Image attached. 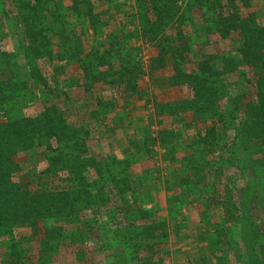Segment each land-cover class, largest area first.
Masks as SVG:
<instances>
[{
  "label": "rangeland",
  "instance_id": "1",
  "mask_svg": "<svg viewBox=\"0 0 264 264\" xmlns=\"http://www.w3.org/2000/svg\"><path fill=\"white\" fill-rule=\"evenodd\" d=\"M48 1L52 3L54 0ZM15 2L17 0H0V73L23 76L30 69L32 72L38 70L46 77L49 88L55 89L52 95L60 96L56 100L64 98L66 107H75L83 102L89 103L93 97L90 92L95 91L97 101L98 95L103 97L113 93L112 97H115L123 91L120 82L125 81L121 76L118 91L110 82V75L100 81L86 78L85 73H97L95 62L99 55L103 58L101 69L104 73L118 74L120 70L116 71L115 64L124 63L127 54L128 60L132 58L133 64L145 73L148 71L152 46L143 41L140 31V15L142 12L148 14L144 1L91 0L92 23L87 17L83 18L84 11L79 10L76 15L67 8L71 0L55 2L58 16L77 34L83 46L80 57L85 62L89 56L93 57L87 67L81 65V60L68 63L54 56L35 58L26 55L24 49L28 42L23 37L24 24ZM178 3L184 7L181 0ZM50 8L52 12L54 4ZM39 14L44 21L43 12ZM58 25L53 21L42 26L47 35H52ZM200 35L196 32L190 43L202 42ZM49 40L53 47L59 44L57 35ZM45 42L40 49H46ZM228 43L224 46V53L232 54L234 46ZM67 45V48L74 47L72 43ZM105 47L107 51H104ZM132 79H135L134 89L126 88L139 93L142 90L139 91L138 77L135 75ZM143 98L153 100L150 94ZM155 104L160 103L156 101ZM33 105L40 107V104ZM33 105L29 108L33 109ZM105 106L103 104L98 111L91 109L90 113L89 109L82 110L79 118L72 110L66 119L68 122L79 120V124L88 129L89 153L99 167L113 173L116 181L124 186L126 169L132 170L135 183H132V189L125 188L126 202L118 194H111L108 202H98V206L80 211L79 217L83 220L96 218L97 230L89 239L100 241L101 250L98 248L100 243L92 244L88 251H84L83 243L78 244L81 250L74 244L68 251L60 250L44 264H264V170L255 163L256 157L251 151L243 149V143L247 142L241 140L234 148L232 131L224 130V123L219 120H214V134L204 137L206 128L199 138L198 132L205 126L201 119L190 115L180 119L181 114L175 113L173 107L158 112L160 108L152 107L151 102L137 119L142 127L129 129L126 119L130 120V117H126L124 108L116 109L118 119L112 122L108 119L111 109ZM164 112L172 117H163ZM108 122L117 123L112 129L119 131V138H113L110 145L97 139L109 129ZM131 134L138 135L140 141L126 142V137ZM134 200L142 202L143 210H131L126 217V206L122 202L127 205L132 202L130 207L137 208ZM228 201L232 205L228 206ZM130 217L141 223L140 226L145 223L160 226L158 235L162 238L159 243L149 248L141 245L136 254L130 246L133 242L126 239V231H123L128 227L126 218ZM65 225L73 228V224ZM215 225L217 233L213 231ZM14 234V242L9 239L8 247L0 244V264H16L18 251L22 256L19 264H42L49 257V252L41 251L39 242L30 237V232L20 229ZM72 249L80 252L73 254Z\"/></svg>",
  "mask_w": 264,
  "mask_h": 264
},
{
  "label": "trees",
  "instance_id": "2",
  "mask_svg": "<svg viewBox=\"0 0 264 264\" xmlns=\"http://www.w3.org/2000/svg\"><path fill=\"white\" fill-rule=\"evenodd\" d=\"M30 1L15 2L24 24L23 37L28 42L24 49L26 55L35 58L54 56L68 63L81 60L82 66H89L93 57L83 61L80 57L83 46L77 34L68 29L64 19L57 14L55 2L59 0L52 3ZM179 1H144L148 14L142 12L140 15L141 38L157 52L149 59L148 70L163 66L169 56L174 73L170 83L184 89L183 99L171 104H157L158 112L173 107L181 116L188 113L201 119L205 126L198 132L199 138L206 128L204 137L214 134V120L222 121L224 130L232 131V146H238L241 140L247 142L243 143V149L251 151L256 157L255 163L264 170V15L260 14V7L253 3L254 0H181L184 4L181 8ZM51 4L55 6L52 12ZM66 6L76 15L79 10L84 11L83 18L93 22L91 0H71ZM195 8L201 10L203 26L197 30L205 33V40L209 43L215 37L234 41L231 43L234 46L232 54L224 53L220 60L206 55L198 58L200 48L190 49V38L184 28L193 19ZM39 12H43L44 21ZM53 21L58 22L59 27L51 32L52 35L48 32L47 35L42 25ZM56 35L59 44L53 47L49 39ZM44 42L45 50L40 49ZM69 43L74 47L67 48ZM105 50L108 49L105 47ZM97 60V73H85L88 80L100 81L115 74L104 73L101 69V55ZM138 68L132 59L115 66L128 89L135 84L132 73ZM55 92L38 70L32 72L30 69L23 76L0 73V244L8 247L14 233L20 229L28 231L30 237L39 242L41 251L49 252L42 264L49 262L60 250L68 251L74 244L80 249L78 244L83 243V250L88 251L92 244L100 243L89 239L97 230L96 218L83 220L79 217L80 211L98 206V202H108L111 194H118L124 201L125 188L132 189V183H135L132 170L126 169V187L116 181L113 173L99 167L89 153L88 129L77 121H67L73 108L64 105V98L56 100L60 96L52 95ZM33 104H40V107ZM32 105L33 109L29 108ZM98 138L103 140L101 134ZM124 202L126 217L131 210H143L139 200H134L137 208L130 207L132 202L129 205ZM230 205L232 203L228 201ZM126 220L128 227L123 231H126V239L133 242L130 246L136 254L141 245L149 248L161 240L160 226H153V223L140 226L141 223L132 217ZM65 223L73 224V228H67ZM213 231L217 233L216 225ZM98 246L101 250L103 245ZM73 250L71 253L74 254L81 249ZM16 258V264H19L22 258L19 251Z\"/></svg>",
  "mask_w": 264,
  "mask_h": 264
},
{
  "label": "crops",
  "instance_id": "3",
  "mask_svg": "<svg viewBox=\"0 0 264 264\" xmlns=\"http://www.w3.org/2000/svg\"><path fill=\"white\" fill-rule=\"evenodd\" d=\"M144 1H148V0H144ZM253 3L258 4V6L260 7V14L264 15V1L263 0H254ZM200 13H201V10L199 8H195L193 10V13H192L193 19L191 21H189L188 24L184 28L185 31L188 32L187 37L190 38L189 43L193 38L192 36L196 32L201 33L200 39H202V42L200 41L199 43H197V45H195V43H192V44L190 43V49L192 51H194L195 47L198 49L200 48L198 50V56L199 57H201L202 55L203 56L206 55L208 58L215 57L216 59L220 60V58L224 55V50H225L224 46L227 45L228 41H229L228 44L235 43V42L232 40L225 39V38H215V37L211 36L213 38L208 43L205 40L206 39L205 33L201 32V30H199V31L197 30L198 28L203 26V21L200 17ZM149 51H150V58L155 56L157 53L156 49L153 47H150ZM196 55H197V53H196ZM126 57L129 58V55L127 54ZM126 59L124 58L125 64H126ZM130 59H132V58H130ZM117 64H120V63L118 62V63H116V65ZM172 66H173V63L171 61V58L169 56H167L166 60H165V64L163 66H160L159 68H154L151 71L148 70L146 73L143 71V69H139V68H138V71H136V72L134 71L132 73V75L133 76L136 75L138 77V87L140 88L139 91L142 90L139 93L133 92L132 90H128L126 88V86H127L126 83L120 82V85H122L123 91L118 92L117 96H115V97H112L113 93H112V95L110 93V95H106L103 97L98 95L99 97L96 96V98L98 100L95 101V96L93 94V93H95V91H93V92H90L93 97H91V100H89V103H87L88 105L84 104V102H83L82 104H80L78 106L76 105L75 107H70V105H67V107H69L70 109L73 108L71 110H73L75 115H77L79 118V113H81L82 110L87 111V109H89L88 111L90 113V111H92V110L98 111L103 104H106V106L111 109L109 111V118L108 119H112V122L114 121V119H118L117 114H116V109H118V107L119 108L121 107V108H124V110H126V117H127V115H129V117H130V120L126 119V127L130 126L129 129H131V128L134 129L135 127H142V126H140V122L137 119L140 117L142 112H144L143 109H145L147 103L151 102L153 105L152 107L155 108L156 104L154 106V103L156 101L159 102L160 105H163V104L173 103L179 99L184 98V89L179 85H176V84L172 85L170 83V78L174 74V73H172V70H173ZM122 71H123V69H122ZM124 73H126V72H124ZM119 74L120 73H118V74L115 73V74L108 76L109 78L114 79L113 81L110 79V82L112 81L111 83L114 85V87L116 88L117 91L119 89L118 87L120 86V85H118L119 84V80H118ZM125 78H126V76L123 75V79H125ZM142 83H144V85ZM141 86L144 87L143 88L144 90L141 88ZM147 87H149V88L146 90ZM144 91H146V92H144ZM97 92H98V90H97ZM149 94L152 96L153 100L152 99L147 100V98H145L146 99L145 100L143 98V96L147 97V96H149ZM93 101H94V103H93ZM163 114H165V115H163V117H166V118L172 117L171 116L172 114H169L167 112H164ZM186 116H189V114L186 113V115L182 116L180 119H184ZM190 116L192 117V114ZM178 117H180V116H178ZM116 124L117 123H112V124L110 123L109 124V122H108L106 126H108L109 129H106V131L104 133H101V137H102L101 139L106 141L108 145H110V143H112L111 140H113V138H115V139L119 138V131L117 129L116 130L112 129V125L116 126ZM97 139H100V138L97 137ZM135 140L140 141L139 136L136 134H131L130 137H128V136L126 137V142L135 141ZM170 238L173 239L172 233L170 234Z\"/></svg>",
  "mask_w": 264,
  "mask_h": 264
}]
</instances>
